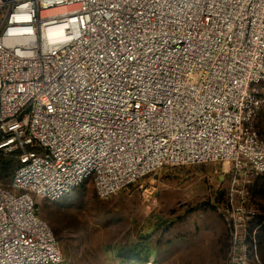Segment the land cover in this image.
Instances as JSON below:
<instances>
[{
	"label": "built area",
	"instance_id": "obj_1",
	"mask_svg": "<svg viewBox=\"0 0 264 264\" xmlns=\"http://www.w3.org/2000/svg\"><path fill=\"white\" fill-rule=\"evenodd\" d=\"M264 0H0V264H60L38 200L166 166L264 174ZM233 224L229 264H251Z\"/></svg>",
	"mask_w": 264,
	"mask_h": 264
},
{
	"label": "rangeland",
	"instance_id": "obj_2",
	"mask_svg": "<svg viewBox=\"0 0 264 264\" xmlns=\"http://www.w3.org/2000/svg\"><path fill=\"white\" fill-rule=\"evenodd\" d=\"M234 173L229 162L166 166L103 199L89 180L58 202L38 200L39 215L60 264H229L233 224L251 264H264V174L243 171L233 183Z\"/></svg>",
	"mask_w": 264,
	"mask_h": 264
},
{
	"label": "trees",
	"instance_id": "obj_3",
	"mask_svg": "<svg viewBox=\"0 0 264 264\" xmlns=\"http://www.w3.org/2000/svg\"><path fill=\"white\" fill-rule=\"evenodd\" d=\"M260 114H261V112H260ZM256 128L258 129L257 125H256ZM258 131H259V129H258ZM259 133L261 136H263L260 131H259ZM15 167H16V162L14 160L7 159L4 156V154L2 152H0V180L5 179L8 176H10L11 174H13ZM263 246H264V243H263Z\"/></svg>",
	"mask_w": 264,
	"mask_h": 264
}]
</instances>
